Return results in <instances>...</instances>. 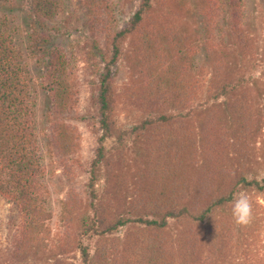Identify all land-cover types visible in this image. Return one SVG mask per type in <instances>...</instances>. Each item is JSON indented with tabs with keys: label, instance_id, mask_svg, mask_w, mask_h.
<instances>
[{
	"label": "trees",
	"instance_id": "1",
	"mask_svg": "<svg viewBox=\"0 0 264 264\" xmlns=\"http://www.w3.org/2000/svg\"><path fill=\"white\" fill-rule=\"evenodd\" d=\"M71 1L28 0V30L22 35L30 53L24 54L14 20L18 0H0V197L19 212L13 243L23 260L16 264H37L44 241L40 237L52 214L37 139L31 61L40 68L41 86L51 99L50 149L72 184L62 203L68 229L45 264H74L77 253L81 264H264L256 253L257 231L249 225L239 232L232 218L239 187L264 193V180L250 181L238 170L252 158L262 121L249 94L232 96L241 81L228 82L227 48L218 50L220 1L197 0V25L204 30L201 43L212 66L210 99H227L203 115L198 112L200 103L193 106L202 91L197 81L202 72L192 63L195 48L169 17L184 12L187 0H137L123 28L114 0H80L85 15L78 29L82 72L68 52L52 47L61 32L55 22ZM227 7L228 34L246 59L253 49L246 2L229 0ZM127 42L131 53L126 52ZM120 64L132 75L130 102L146 116L139 124L123 127L116 120L114 71ZM82 89L88 112L79 118L72 112ZM193 117L199 119V132ZM75 119L95 135L84 194L73 187L77 170L84 171L77 163L82 136ZM136 137L143 148L131 168L127 144ZM99 173L105 181L100 197ZM122 230L125 239L120 237Z\"/></svg>",
	"mask_w": 264,
	"mask_h": 264
},
{
	"label": "rangeland",
	"instance_id": "2",
	"mask_svg": "<svg viewBox=\"0 0 264 264\" xmlns=\"http://www.w3.org/2000/svg\"><path fill=\"white\" fill-rule=\"evenodd\" d=\"M221 3L220 16L218 17L219 28L216 29L215 37L216 42L219 44V49L222 46H226L225 51L228 60V68L231 72V80L228 75V82H232L235 85L237 81H241L236 85L237 89L233 92L232 96H242L243 94H249L250 98L254 100L258 115L261 117L262 125L261 131L255 141L254 151L252 158L247 162L243 168L239 167V173L243 171L248 180H264V0H245L246 2V28L253 41V49L249 56L245 59L243 54L238 51L237 47L233 44L230 35L228 34V1L219 0ZM28 0H18L14 12V20L21 31L18 37L20 48L24 54L30 53L27 50V42L25 34L28 28L25 26V10L27 9ZM80 0H72L68 10L64 15H60L55 22V25L61 30L58 36L53 40V48L63 49L68 52L69 56L74 60L80 71H83L81 64V36L78 33V29H81V25L85 19L83 9L80 5ZM117 17L119 19V26L121 28L127 25V22L131 14L135 11L138 5L137 0H114ZM197 0H187L188 7L184 12L169 14L177 28L181 30L185 37H188V44L191 42V47L195 48L194 60L192 59L194 70L201 73L197 79L199 86H202L201 92L197 94L199 98L193 104V106L200 103V114L206 113L205 110H209L214 106H220L226 103V98H219L217 100L210 99L212 91L209 88V84L212 80V66L207 56L206 47L201 43L204 30H201V25L198 28L197 25ZM193 35V36H192ZM126 52H133L132 45L126 43ZM220 54H224L220 51ZM28 56V55H27ZM29 60V58H28ZM29 68L33 76V83H35V90L37 96V108H36V127H37V139L40 146V155L44 161L47 169V183L51 191L50 203H51V217L47 220L46 231L40 237L44 238L41 241L42 251L39 252L37 258V264H45L44 261L49 258H53L56 254V249L59 241L61 240L62 232L68 229L63 225L62 220V203L66 200L67 194L72 184L67 182L64 176L62 168L50 149L47 127L50 124L51 111V99L48 92L41 86L42 75L40 68L35 61L29 63ZM233 72V73H232ZM228 74V73H227ZM233 74V76H232ZM116 86L118 88V109L116 113V120L120 126H129L139 124L145 115L143 112L136 109L128 97L130 82L132 80L131 73L127 68L120 64L114 71ZM189 78V77H188ZM195 78V73H192L191 80ZM233 80V81H232ZM81 84V82H80ZM85 91L82 89L80 94L79 104L75 111H73L74 117H82L88 112V104L86 101ZM209 100V101H207ZM212 100V101H210ZM209 108V109H208ZM71 113V116H72ZM197 115V114H196ZM195 124L197 132L200 131V124L198 118L191 120ZM79 129L82 136L81 150L77 156V163L84 165V171L78 169V178L74 182L73 186L77 191L87 192V184L89 181V175L86 173L89 162L93 157V149L95 148V135L92 128L85 122L74 120L73 121ZM199 138V136H198ZM143 145L140 138H134L127 144V155L131 168H134L137 161L140 160L141 151ZM80 171V172H79ZM82 172V173H81ZM105 184V181L101 177V173L98 174L96 182V188H98V196L103 195V189L101 186ZM244 193L248 196L252 213L255 214L251 217L247 223H237L239 225L238 231L241 232L242 228L252 226L257 231V237L260 242L256 253L258 256L264 259V193L256 192L254 189H245L239 187L236 197ZM86 202V199H85ZM83 211H86L84 209ZM83 213V212H82ZM19 212L17 208L9 203L4 198L0 197V264H16L22 261L23 258L16 256L14 252V237L17 234L18 227L20 225ZM233 218V216H232ZM233 221H236L233 218ZM173 228L175 224L170 222ZM70 229V228H69ZM78 226L74 227L72 231L76 233ZM125 230L121 231L120 237L125 239ZM91 252L94 251V242L91 243ZM257 245V244H256ZM76 259H73L74 264H81L80 255L75 254ZM50 262V261H49Z\"/></svg>",
	"mask_w": 264,
	"mask_h": 264
},
{
	"label": "clouds",
	"instance_id": "3",
	"mask_svg": "<svg viewBox=\"0 0 264 264\" xmlns=\"http://www.w3.org/2000/svg\"><path fill=\"white\" fill-rule=\"evenodd\" d=\"M252 206L248 196L240 193L233 201L232 215L237 223H247L251 218Z\"/></svg>",
	"mask_w": 264,
	"mask_h": 264
}]
</instances>
